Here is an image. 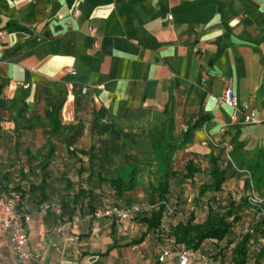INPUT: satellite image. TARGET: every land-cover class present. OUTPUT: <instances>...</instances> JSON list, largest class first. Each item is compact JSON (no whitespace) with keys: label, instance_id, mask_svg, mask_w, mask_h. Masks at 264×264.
<instances>
[{"label":"crops","instance_id":"1","mask_svg":"<svg viewBox=\"0 0 264 264\" xmlns=\"http://www.w3.org/2000/svg\"><path fill=\"white\" fill-rule=\"evenodd\" d=\"M89 27L96 29V46ZM0 81L8 101L29 109L41 85L52 95L66 92L70 118L64 123L74 122L73 91L83 86L84 95L113 116L165 107L174 125H181L180 135L184 121L201 111L210 120L186 151L206 161L221 151L209 138L226 140L237 167L262 173L264 120L221 133L230 110L216 100L230 86L264 116V0H0ZM89 143L86 123L75 146L86 150ZM53 202L27 210L33 216L26 225L29 247L43 264H177L158 263L149 236L132 243L141 236L139 225L130 222L123 230L115 218L95 219L78 210V225L68 230L75 243L62 251L56 227L66 217L59 218ZM42 204L50 206L45 214L39 212ZM0 264H17L7 233L0 234Z\"/></svg>","mask_w":264,"mask_h":264},{"label":"trees","instance_id":"2","mask_svg":"<svg viewBox=\"0 0 264 264\" xmlns=\"http://www.w3.org/2000/svg\"><path fill=\"white\" fill-rule=\"evenodd\" d=\"M80 88L73 91L74 122L64 123L61 113L66 101V92L60 90L52 95L48 88L41 85L36 92L34 106L29 109L25 102L15 105L12 101H8L2 94L3 83L0 81V145L3 139H8L6 136L10 132H15L16 136H19L18 129L21 123L25 128L31 129L36 126L37 120L42 118L40 123L44 126L43 148L32 150L30 147H24L23 149L26 172L32 175L35 181L30 182L26 189L19 184L14 188H8L6 180L0 177V195L15 191L24 198L30 193L38 196L41 204L49 200V194L52 193L60 209L59 218L62 216L73 218L77 210L80 214L89 212L92 215L96 209H99L97 204L92 203L96 197L94 192L96 188L106 184L116 199L132 194L137 189L135 175L140 164L139 156L135 151L139 141L147 143L148 140L150 154L163 171L162 180L156 186L158 200L154 202H159V205L151 211L141 212L132 218L133 225H139L142 229L141 236L132 243L140 242L149 236L156 244L158 254L159 248L171 246L170 239H173L175 245H183L193 252L208 254L216 260L227 259L231 264H264V246L259 244V241L264 239V216L255 220L244 233L234 231L233 225L239 220L236 212L246 206L245 198L237 204L229 203L223 208H219L212 198L207 202L206 215L202 220L196 219L192 211L187 217L179 219L171 226L169 232L162 231L166 221L164 204L168 203L182 211L180 206H175L171 202L173 188L185 183L195 187L196 175L205 172L208 180L197 187L194 198V202L199 203L201 196L207 191H220L222 185L236 174L231 162L225 159L222 151L215 156L209 155L204 169L197 163L198 154H196L194 158L186 160L179 172L172 170L174 153L192 141L195 131L210 120L209 115L201 111L198 114L192 113L190 118L184 121L186 130L183 135L174 139L173 117L165 108L164 111H156L152 115L155 130L146 134L144 129H140V134L137 136L132 128L124 125L131 119L132 113L129 110L119 116H113L104 106L96 107L92 99L80 93ZM9 104H13L14 114L10 119H6L4 110ZM37 111L41 113L40 116L37 115ZM5 122L12 123L6 136L3 126ZM86 123H89L90 143L86 150L78 149L75 145L83 135ZM14 146L15 149L18 148L17 141L14 142ZM59 146L63 147L65 154L74 160L78 178V182L74 184L70 179L62 177V188L50 186L51 165ZM125 166L130 167L128 180H124L121 176ZM23 171L20 173L23 174ZM246 187L245 179L243 188ZM230 243H234V248L228 254L227 246ZM128 244L129 242L123 245ZM113 246L116 244L111 247Z\"/></svg>","mask_w":264,"mask_h":264},{"label":"rangeland","instance_id":"3","mask_svg":"<svg viewBox=\"0 0 264 264\" xmlns=\"http://www.w3.org/2000/svg\"><path fill=\"white\" fill-rule=\"evenodd\" d=\"M13 104H9V107L4 110V116L6 119H10L13 116ZM68 105H64L62 110V120L65 121L68 116ZM165 107L160 110L164 111ZM153 111L151 109H143L142 111L135 112L132 114L129 122L124 123L129 128H132L133 132L137 133V136L140 134V129H144L146 134H150L155 130V124L152 121ZM41 113L37 111V115L40 116ZM28 115L26 114V117ZM35 116V115H34ZM68 116V117H67ZM40 120H37L36 126L31 127V129L25 128L22 123L19 126V136H16L14 132H8L11 128L12 123H3L5 136L6 132L9 133L6 136L8 139H3L0 145V177L1 179L6 180L8 188H14L19 184L24 189L27 188L28 184L32 181H35V178L26 172V158L23 152L24 147H30L32 150H41L44 143L43 135V123H40ZM66 122V121H65ZM174 139L181 136L180 132L182 131L181 125L177 122L174 129ZM136 136V137H137ZM147 137V136H146ZM18 143V148L15 149L14 142ZM147 143L139 141L135 153L139 156L138 162V172L135 175V186L136 190L132 194H126L121 199H116L113 193L108 189L107 185L104 184L101 188L95 189L96 197L92 200V203L97 204L98 208H102L108 205L119 203L121 205H131V204H140V203H154L158 200L156 186L162 180V168L155 161L152 154H150V148L148 140ZM63 147L58 148L55 157L53 158V163L51 165L52 177L50 179L51 187L62 188V177L70 179L74 184L78 182V178L75 173V164L74 160L68 157L64 151ZM194 153L186 151V147L176 151L172 157V170L179 172L187 159L193 157ZM198 154V153H196ZM200 154V153H199ZM225 157V156H224ZM230 157L234 162L233 154L230 152ZM226 159V158H225ZM227 160V159H226ZM197 163L201 166L202 169L206 166L205 159L200 157L196 158ZM235 163V162H234ZM261 174L252 172V177L256 188L258 189L259 194L264 198V166L261 168ZM24 170V171H23ZM23 171V174L20 172ZM130 167L125 166L121 171V176L124 180L129 178ZM85 176V175H84ZM208 180L205 172H201L196 175L195 178V187L190 186L188 183L182 184L177 188L172 189V204L175 206H180V210L187 212L192 206H195L198 211L203 210V206L207 205V202L214 198V201L217 202L219 208H223L229 203L237 204L242 198L245 197L246 189L243 188L245 178L240 175H235L233 178H229L221 187V190L216 194L213 191H207L203 196H201L199 203L194 202V198L197 193V187L202 183ZM49 200H57L55 196L51 193L49 194ZM40 204L39 197L27 193L24 198H21V203L19 207H23L26 210H35ZM89 213V212H88ZM239 220L234 226V231L236 233H244L256 218L250 212H243L240 209L236 212ZM260 245L264 246V239L259 241Z\"/></svg>","mask_w":264,"mask_h":264},{"label":"built area","instance_id":"4","mask_svg":"<svg viewBox=\"0 0 264 264\" xmlns=\"http://www.w3.org/2000/svg\"><path fill=\"white\" fill-rule=\"evenodd\" d=\"M74 13H77L75 10ZM89 34L94 38V45H97L96 29L89 27ZM193 52H202L198 48H193ZM74 73L73 70H66ZM22 87H27V84L18 83ZM67 89L72 90L73 84L69 82ZM87 88L85 86L80 88V93L85 94ZM217 105L229 108L230 114L228 121L220 124L219 131L225 132L228 126L240 124H256L264 120L263 117L256 115V110L246 102H241L238 96L233 92L230 86L223 89L221 94L217 97ZM212 147L220 149L225 158L231 162L234 171L240 174L247 180V187L245 191L246 211L250 212L256 220L264 216V198L259 194L253 181L252 173L247 168H239L232 161L230 157L231 145L226 140H215L209 138ZM21 196L19 192L11 191L0 195V234L7 233L9 241L14 251L17 264H43L41 258L29 247V237L26 230V225L33 220L32 213L27 211L22 206L19 207ZM157 203H143L131 204L129 206L123 205H108L103 208L96 209L91 215L95 219L101 218H115L120 222V227L127 230L132 218L141 212H148L156 208ZM48 204H42L39 212L45 214L49 209ZM166 221L163 224L165 228L163 232H169L170 227L173 226L179 219L187 217L193 211L196 219L202 220L207 211V205L203 206V210L198 211L195 206L187 211H179L170 206L168 203L164 204ZM58 211H60L58 209ZM79 219L77 217L65 218L62 224L56 227V232L61 238V250L63 251L67 244L75 243V235L68 233L69 229L76 228ZM247 231V230H246ZM171 246H161L157 254V262L164 263L169 259L176 260L177 264H231L229 260H216L208 254L193 252L186 249L183 245H175L173 239H170ZM234 248V243L227 246V253L230 254Z\"/></svg>","mask_w":264,"mask_h":264}]
</instances>
